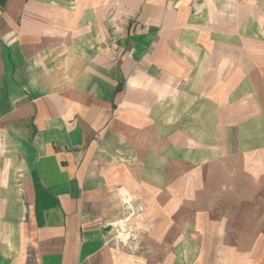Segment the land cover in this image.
I'll use <instances>...</instances> for the list:
<instances>
[{
	"label": "crops",
	"instance_id": "1",
	"mask_svg": "<svg viewBox=\"0 0 264 264\" xmlns=\"http://www.w3.org/2000/svg\"><path fill=\"white\" fill-rule=\"evenodd\" d=\"M0 264H264V0H0Z\"/></svg>",
	"mask_w": 264,
	"mask_h": 264
},
{
	"label": "rangeland",
	"instance_id": "2",
	"mask_svg": "<svg viewBox=\"0 0 264 264\" xmlns=\"http://www.w3.org/2000/svg\"><path fill=\"white\" fill-rule=\"evenodd\" d=\"M125 235H127V237L129 236V234H130V231L129 230H127V232L126 233H124ZM124 237H126V236H124ZM124 237H122V238H124Z\"/></svg>",
	"mask_w": 264,
	"mask_h": 264
}]
</instances>
